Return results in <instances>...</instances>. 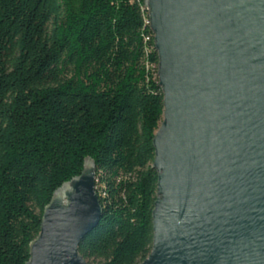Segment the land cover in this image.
Listing matches in <instances>:
<instances>
[{
	"label": "trees",
	"instance_id": "trees-1",
	"mask_svg": "<svg viewBox=\"0 0 264 264\" xmlns=\"http://www.w3.org/2000/svg\"><path fill=\"white\" fill-rule=\"evenodd\" d=\"M144 0H0V264H25L54 191L95 165L88 263L152 247L163 113Z\"/></svg>",
	"mask_w": 264,
	"mask_h": 264
},
{
	"label": "water",
	"instance_id": "water-1",
	"mask_svg": "<svg viewBox=\"0 0 264 264\" xmlns=\"http://www.w3.org/2000/svg\"><path fill=\"white\" fill-rule=\"evenodd\" d=\"M144 1L163 113L152 247L137 264H264V0ZM101 215L87 157L25 264H90L78 245Z\"/></svg>",
	"mask_w": 264,
	"mask_h": 264
},
{
	"label": "built area",
	"instance_id": "built-area-1",
	"mask_svg": "<svg viewBox=\"0 0 264 264\" xmlns=\"http://www.w3.org/2000/svg\"><path fill=\"white\" fill-rule=\"evenodd\" d=\"M144 8H145L146 11H147L146 4H144ZM145 24L148 25V27H149L148 14H147V17H145ZM149 30H150V28H149ZM150 32H151V30H150ZM150 38H152V40H153V34H152V32L150 33V35H145V36H144V41H148V40H150Z\"/></svg>",
	"mask_w": 264,
	"mask_h": 264
},
{
	"label": "rangeland",
	"instance_id": "rangeland-1",
	"mask_svg": "<svg viewBox=\"0 0 264 264\" xmlns=\"http://www.w3.org/2000/svg\"><path fill=\"white\" fill-rule=\"evenodd\" d=\"M90 264H92V263H90Z\"/></svg>",
	"mask_w": 264,
	"mask_h": 264
}]
</instances>
